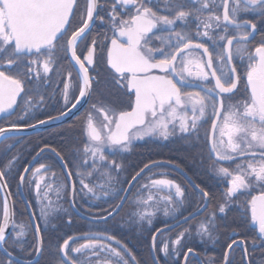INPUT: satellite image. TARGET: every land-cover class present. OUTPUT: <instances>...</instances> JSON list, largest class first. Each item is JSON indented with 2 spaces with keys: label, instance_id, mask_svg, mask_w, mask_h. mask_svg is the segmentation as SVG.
Masks as SVG:
<instances>
[{
  "label": "snow or ice",
  "instance_id": "1",
  "mask_svg": "<svg viewBox=\"0 0 264 264\" xmlns=\"http://www.w3.org/2000/svg\"><path fill=\"white\" fill-rule=\"evenodd\" d=\"M105 2L86 0L85 10L73 26L78 0H0V114L11 116L17 98L23 94L19 119H24L43 101L41 89L51 82L50 74L54 72L57 76L67 73L62 80L64 108L48 120L61 119L86 103L97 82L90 69L95 65L100 41L93 37L90 43L85 42L97 21L107 25L103 38L108 41L103 44L106 66L129 100L127 107L120 109L107 102L91 104L82 124L87 142L75 177L71 171L66 177H58L53 164L39 161L38 167L24 169L18 190L26 186L34 193L40 217L32 219H42L48 224L50 217L66 212L60 203L66 195L75 207L74 201L81 193L100 199L115 191L121 203L98 217L107 222L119 213L128 199L127 192L138 178H143L144 183L132 200L136 205L132 223L151 226L161 206L166 217L176 219L184 203L185 189L163 175L142 176L155 162L139 168L127 181V189H115L113 182L119 180L123 170L116 157L130 152L134 141L146 137L198 139L199 129L209 118V159L216 165L214 174L226 181L227 187L222 201L197 225L196 235L215 239L216 212L226 214L234 201L244 197L243 224L254 231L253 250L264 246V31L260 32L261 40L252 46L258 24L246 18L252 14L264 20V0H111L109 10L101 15ZM82 43L84 49L80 50ZM240 65H244L247 99L225 107V100L230 99L241 82ZM74 84L78 88L75 95ZM37 96L39 101L34 103ZM36 126L12 123L0 127V137L15 139L7 133ZM53 151L64 160L62 153ZM15 159L6 165L9 171ZM221 161H235V167L221 166ZM64 169H68L67 163ZM29 172L30 178L26 175ZM97 174L100 180L94 183L92 177ZM75 178L79 179L80 190L73 183L69 193L67 181ZM7 188V172L0 171V192L5 193L0 215V264H20L13 249L31 256L24 244L31 224L15 222ZM257 190L258 194H253ZM120 192L125 195L119 197ZM194 192L207 208L210 193L199 185ZM9 227L11 234L7 232ZM190 231V227L185 228L175 239L165 240L159 246L153 235L152 251L165 257L178 254V246ZM35 234L34 251L39 255L43 244L39 225ZM236 235L233 231V236ZM78 239L69 236L57 245L58 264H130L125 254L131 253L107 231L88 233L83 237L84 243ZM257 239L260 245L255 243ZM233 245L245 246L246 260L249 253L245 239L233 238L228 249ZM190 253L195 255L191 247L184 253L185 261ZM227 258L226 252L224 264H228Z\"/></svg>",
  "mask_w": 264,
  "mask_h": 264
},
{
  "label": "trees",
  "instance_id": "2",
  "mask_svg": "<svg viewBox=\"0 0 264 264\" xmlns=\"http://www.w3.org/2000/svg\"><path fill=\"white\" fill-rule=\"evenodd\" d=\"M110 2L111 0H107V2L104 3L105 8L110 6ZM85 7L86 0H78V8L76 10L77 17L76 19H73V25L78 22L79 14L85 10ZM102 12L103 10H101V13ZM246 18L254 20L258 24L257 36L252 41V46H255V44L261 40L260 32L264 31V20H259L252 14H248ZM99 25L100 24L97 22L85 43H90L93 37L98 38V36H100L98 34L100 28ZM83 49L84 44L82 43L80 45V50ZM236 63L240 64V61L237 60ZM64 67L66 69L68 68L67 62L64 63ZM99 71L101 72L102 78L99 76ZM239 72L241 82L239 83V87L235 95L230 98L233 100L247 96L244 80V65H240ZM66 74V72H63L60 76H57L55 72L51 73V82L44 85L41 89V93L44 97L43 101L40 102L37 107L33 108L24 119H19L22 114L23 107L22 94V96L17 100L15 112L8 118L1 119L0 127H7L12 123H16L21 126L34 124L39 120L58 115L64 108L60 100L59 91L63 88L62 80ZM92 74H97L101 80L105 81L104 84H101L100 80L96 79L97 82L93 85V94L96 93V88H104L106 90L104 94L105 97H102L97 93L94 96L104 98L115 106L120 105L119 102H113L115 97L112 91V86L114 87V85H109V82L111 81L109 78L110 73L104 66L103 46L99 44L97 45L95 65L93 67ZM72 77L75 82V72H73ZM75 88L74 84L73 95H75ZM36 101H39L38 96L33 98V102L35 103ZM125 107L126 105H124L123 108ZM86 111L68 123L54 129L35 135L15 137V139L7 138L0 143V171L7 172V183L9 185L8 191L11 194L13 204V218L17 224L23 223L26 226L30 224L24 204L18 195L17 186L23 169L38 150L44 147H49L62 153L64 157L63 161L68 165L67 170L71 171L73 177H75L77 166L82 163L83 145L87 142V138L83 135L82 131V124L85 116L87 115L85 114ZM210 116L211 113L209 112V117ZM206 121L207 122L203 123V126L199 129L198 139L196 137H192L190 140H186L180 138L179 136H173L168 140H163L161 142L157 137H147L143 141L134 142L130 152L121 153L116 157L117 162L123 164V170L119 174V180L113 182L115 189H120L121 187L126 188L128 184L127 181L130 180L131 176L134 175L139 168L143 167L144 164L164 160L172 162L182 168L196 185H199L200 188H203L210 193L208 206L201 215L171 231L161 234L156 239V244L159 246L165 240L175 239L177 234L183 231V229L189 227L191 229L190 233L186 234L185 238L178 246V254L171 257H165L163 254L155 252L159 264H180L184 253L189 247L194 249L203 264H209L210 260L212 261V264H220V260L218 259L224 249L227 226L232 225V228H235L238 226L237 224H240L242 221L240 219L239 212L242 208V202L240 200L234 201L230 205L226 214H220L218 211L216 212L217 226L214 230L215 239H201L196 235L197 225L200 221L206 219L208 214L212 212L222 201L223 193L226 189L224 181L217 177L211 169V161L209 160L206 151V140L210 119L206 118ZM13 158H16L15 164L9 171L6 168V165ZM38 161L39 163L53 164L57 176H64L58 161L50 153L42 154ZM39 163L36 162L34 167H38ZM153 173L157 174L158 177L160 175L166 176L167 178L179 183L185 189L186 196L184 203L177 211L176 219H173L171 216L166 217L163 214V208L161 206V210L156 213L151 226L147 223H132V220H134L135 217L131 214L136 210V205L132 203V200L135 198V194L137 189L140 188V184L144 183L143 178H139L138 182L134 184L128 194V199L125 201L119 213L107 222L94 223L80 219L70 209L68 196L66 195L64 199L60 201L63 208L67 210L66 212L62 211L57 213L54 217H50L51 222L48 224H45L42 219H35L37 225H39L41 229V237L43 240L41 256L36 264H58L57 245L62 243L63 239H66L69 236L79 238L78 242L82 243L85 242L83 237L88 233L103 231H107V233L113 235L116 240L120 241V243L128 249L131 256L125 254V258L130 261V264H153L149 251L150 239L153 233L161 227L172 224L180 218L192 213L198 209L203 202V200L195 194L194 190L187 185L184 179L172 170L158 166L151 168V170H148L143 175L152 176ZM27 176L30 178L31 173L29 172ZM99 180L100 178L98 174L92 177V182L94 183H98ZM72 182L75 183L76 189L79 192V179L75 178ZM23 193L28 203L32 205L31 210L34 217L39 218L40 211L36 206L34 193L29 192L26 186L23 187ZM122 194L123 192H120L119 197H121ZM53 198L55 197L53 196ZM119 200L120 198L116 197L115 191L107 197L101 196L100 199H95L91 197L90 194L84 195L81 193L76 197L74 203L75 208L80 213L90 217H100L106 214L105 210L113 209ZM24 244L25 248L31 251V256L23 255L16 249H13L14 255H17L19 258L24 260H30L35 255L34 249L36 246L32 228L28 229V234L24 238ZM132 257H135L134 261L132 260ZM93 259H95V257H93ZM187 264H197V262L191 258Z\"/></svg>",
  "mask_w": 264,
  "mask_h": 264
},
{
  "label": "water",
  "instance_id": "3",
  "mask_svg": "<svg viewBox=\"0 0 264 264\" xmlns=\"http://www.w3.org/2000/svg\"><path fill=\"white\" fill-rule=\"evenodd\" d=\"M256 35V34H255ZM109 69V68H108ZM236 92V91H235ZM18 99V98H17ZM89 101V100H88ZM88 101L86 103H81L80 105L77 106L76 109H73L70 113H68L66 116H64L63 118L61 119H57V120H48V118L46 119H43L45 121H48L47 123L45 124H38L37 122L34 123V124H37L36 127H23V130L21 131H10L7 133V136L8 137H23V136H29V135H35V134H39V133H42V132H45L47 130H51V129H54L56 127H59V126H62L66 123H68L69 121L73 120L75 117H77L78 115H80L83 110L86 108L87 104H88ZM59 115V114H58ZM56 115V116H58ZM56 116H53V117H56ZM9 116L6 115V114H0V119H4V118H8ZM210 131H211V127H210ZM209 131V133H210ZM7 138H4V137H0V142L5 140ZM208 148H209V145H208ZM43 150V151H42ZM44 153H50L51 155H53L55 157V159L58 161L63 173H64V176L66 177L67 176V172L68 170L67 169H64V161H61L57 156H56V152L53 151V149L49 148V147H44L42 149H40L39 151H37V153L33 156V158L29 161V163L25 166V168H29L30 170L34 167V165L36 164V162L38 161V159L40 158V156ZM39 154V156L37 155ZM36 158V159H34ZM155 164L153 165L152 168L154 167H158V166H166V167H169L173 170H175L176 172H178L184 179L185 181L194 189V187L196 186L192 181L191 179L178 167L170 164V163H167V162H162V161H154ZM152 163V162H151ZM24 168V169H25ZM24 169L22 171L21 174L24 173ZM148 170H145V172H147ZM27 175V174H26ZM143 175V174H142ZM139 179V178H138ZM68 183V191L69 193L71 192L72 190V185H73V182L72 180H68L67 181ZM136 182H133V185L135 184ZM20 184V180H18V185ZM129 187V185L127 184L126 188L127 189ZM17 190H18V186H17ZM198 191V190H197ZM6 192L9 193L8 191V188L6 189ZM130 192V191H129ZM129 192H127V197H128V194ZM4 195L5 193H2L0 192V201H1V215H2V211H3V200H4ZM18 195L20 197V199L22 200L23 204H24V207H25V210H26V213H27V217H28V220L31 224V228H32V231L34 233V236H35V241H36V234H35V228L37 226V223H36V220L35 219H32V217H34L33 213H32V210L31 208H27L26 205L29 204L28 201L26 200L25 196H24V193H23V188L19 189L18 190ZM125 195V193L123 192L122 196L123 197ZM121 203V199L119 200V202L117 204ZM125 201L123 202V205H124ZM68 204H69V207L70 209L73 211V213L79 217L80 219L82 220H85V221H89V222H94V223H99V222H105L104 220H101V219H98V217H90V216H87L85 214H82L80 213L75 207H72V204H73V201L68 197ZM8 205H9V208H10V211L13 212V204H12V198H11V195L8 199ZM204 205V201H203V204L201 207H199L196 211H194L193 213H196L195 216L189 214L185 217H188V220L187 221H190L194 218H196L197 216H199L200 214H202L206 208L203 207ZM115 208V207H114ZM121 210V209H120ZM117 215V214H116ZM115 215V216H116ZM114 216V217H115ZM185 217H182L181 219L175 221L174 223L170 224V225H167V226H164L160 229H158L157 231H155L153 233V235H156V237L158 238V236L166 231H169V230H172L182 224L185 223ZM113 217H110L108 220L112 219ZM107 220V221H108ZM12 231V228L9 227L7 229V232L10 234ZM152 235V236H153ZM152 236H151V239H150V244H149V251H150V257H151V260H152V263L153 264H159L158 261H157V258L155 256V252L152 251ZM42 252V251H41ZM40 256H41V253L39 255L36 254L35 252V255L34 257L31 259V260H27V261H30V264H36L38 262V260L40 259ZM189 256H193L195 257V259L197 260L198 264H202L200 262V260L198 259V257L193 254H189ZM188 256V257H189ZM24 261L26 260H22L20 259V264H24ZM181 264H186V261H185V258L183 259L182 263Z\"/></svg>",
  "mask_w": 264,
  "mask_h": 264
},
{
  "label": "flooded vegetation",
  "instance_id": "4",
  "mask_svg": "<svg viewBox=\"0 0 264 264\" xmlns=\"http://www.w3.org/2000/svg\"><path fill=\"white\" fill-rule=\"evenodd\" d=\"M111 3V2H110ZM105 5V4H104ZM110 5V4H109ZM110 6L106 7L104 6V8L102 9L103 12L101 13V15H104L108 10H109ZM99 25V35L98 36V40L100 41L99 45L103 46L104 43H107L108 41H104V34H105V31H106V28H107V25L106 24H101L99 21H97ZM96 22V23H97ZM258 33V32H257ZM257 33L255 35V37L257 36ZM108 35L110 36L111 33L109 32ZM97 51V50H96ZM103 62H104V66L105 68L107 69V71L110 73V76L109 78L112 80H114V73H112V71L110 69H108V67L106 66V49L103 48ZM93 71V68L90 69V72L92 73ZM99 76L100 78H102L101 76V72L99 71ZM245 80V79H244ZM114 87L112 86V91H113V94H114V101L115 103H118L120 102V100H123V105L126 104V107L127 105L129 104V100L127 98V96H125L124 94V90L123 89H120L119 86L115 83L114 81ZM245 85H246V80H245ZM239 87V85H238ZM63 89V88H62ZM238 90V88H237ZM236 90V92H237ZM235 92V93H236ZM235 93L233 95H231V97H233L235 95ZM99 94L102 96V97H105L104 94H105V91L104 92H99ZM230 97V98H231ZM96 99H100L99 102L98 101H95V102H98V103H101V102H108L107 100H105L104 98H96ZM238 99H241L239 100L240 102L239 103H243V101L245 99H247V96H243V98H238ZM18 100V99H17ZM104 100V101H103ZM91 103V102H90ZM90 103L86 106V108L83 110L86 111L87 107L90 106ZM109 103V102H108ZM225 103V107L227 106V101L224 102ZM111 105H113L112 103H109ZM114 107H116L115 105H113ZM82 112V113H83ZM88 113V109L86 111L85 114ZM210 127H211V123L209 121V124H208V134H209V131H210ZM134 143V142H133ZM206 151H207V154H208V158H209V148H208V140H206ZM210 160V159H209ZM211 161V160H210ZM162 162H167V163H170L178 168H180L179 166L175 165L174 163L172 162H169V161H164L162 160ZM235 161H221L220 162V165L221 166H227V167H230V168H234L235 167ZM211 166L214 168L216 165L212 163L211 161ZM159 167H165V168H168L170 170H172L173 172L177 173L181 178H183L178 172H176L175 170L169 168V167H166V166H159ZM188 177L189 175L182 169L180 168ZM213 170V169H212ZM190 178V177H189ZM184 179V178H183ZM191 179V178H190ZM185 181V179H184ZM191 181L194 183V181L191 179ZM186 182V181H185ZM187 183V182H186ZM225 183V182H224ZM195 184V183H194ZM187 185L192 189L194 190L188 183ZM196 185V184H195ZM227 187V186H226ZM253 194H258V190L257 191H254ZM243 200H244V197H241L240 198V201L243 203ZM203 204V202H202ZM201 204V206H202ZM200 206V207H201ZM197 210V209H196ZM195 210V211H196ZM206 210V209H205ZM194 212V211H193ZM192 212V213H193ZM240 219L242 220L240 222V224H237L238 226L235 227V228H232V225H229L227 226L226 228V233H225V236H226V240H225V244H224V249L222 250V253L219 257L218 260H220V264H224V260H225V253L227 252L228 253V264H264V246H258L255 250H253V240H252V237L254 235V231L250 228H248L246 225L243 224V208L240 209ZM191 214V213H190ZM189 215V214H188ZM201 215V214H200ZM187 216V215H186ZM185 217V216H184ZM198 217V216H197ZM188 222V221H187ZM186 223V222H185ZM184 223V224H185ZM183 225V224H182ZM181 226V225H180ZM179 227V226H178ZM162 228V227H161ZM177 228V227H176ZM175 229V228H174ZM173 230V229H172ZM171 231V230H169ZM233 231H235L236 233H238V235L236 236H233ZM168 232V231H166ZM165 233V232H164ZM11 234V233H10ZM163 234V233H162ZM161 235V234H160ZM235 238L237 240L243 238L245 239L246 241V247L248 248V258L245 260L244 259V247L245 246H240V245H233V248L232 249H228V244L231 243L232 239ZM255 243L257 245H260V242L259 240L257 239L255 241ZM195 252V251H194ZM196 256L198 257V259L200 260V262L202 263L200 257L198 256V254L195 252ZM194 259L196 262L197 260L195 259V257L193 256H189L187 261H186V264L187 262L189 261V259ZM184 259V256L182 257L181 259V263ZM180 263V264H181ZM198 264V262H197ZM203 264V263H202Z\"/></svg>",
  "mask_w": 264,
  "mask_h": 264
},
{
  "label": "rangeland",
  "instance_id": "5",
  "mask_svg": "<svg viewBox=\"0 0 264 264\" xmlns=\"http://www.w3.org/2000/svg\"><path fill=\"white\" fill-rule=\"evenodd\" d=\"M77 23H74V25L73 26H75ZM95 77H96V79H99L100 80V83L101 84H104V82L105 81H103V80H101L99 77H98V75L97 74H93ZM72 79H73V77H72ZM111 80V79H110ZM107 83V82H106ZM94 84H96V82L94 83ZM109 85H115L114 84V80L112 79L110 82H109ZM62 90L63 89H60V91H59V96H60V100H61V102H62V104H63V106H64V100H63V97H62ZM104 92V91H106L104 88H102V89H99V88H96V93L97 94H99V92ZM76 92H77V94H78V88H75V94H76ZM95 93V94H96ZM95 94H93V92H92V95H91V97H90V99H89V101H88V104H89V102H91L90 103V106H88V111L90 110V107H91V104L92 103H98L99 102V100L100 99H96V98H100V97H96V96H94ZM100 95V94H99ZM95 101H98V102H95ZM104 101V100H103ZM227 101V106H229V105H232V104H236V103H239L240 101L238 100V99H228V100H226ZM108 103V102H107ZM120 105H117L116 106V108L117 109H120V108H123L124 107V105H123V100H120ZM126 105V104H125ZM226 106V107H227ZM147 138V137H146ZM161 142L163 141V139H161V138H158ZM140 141H143V140H138V141H134V142H140ZM216 167V166H215ZM214 167V168H215ZM212 166H211V169H214ZM225 182V184H226V186H227V182L226 181H224ZM82 243H84V242H82Z\"/></svg>",
  "mask_w": 264,
  "mask_h": 264
}]
</instances>
